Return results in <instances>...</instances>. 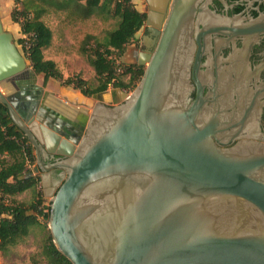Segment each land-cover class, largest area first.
<instances>
[{
  "label": "water",
  "instance_id": "95a60500",
  "mask_svg": "<svg viewBox=\"0 0 264 264\" xmlns=\"http://www.w3.org/2000/svg\"><path fill=\"white\" fill-rule=\"evenodd\" d=\"M147 2L162 31L140 83L93 95L76 121L0 15V103L34 148L53 241L73 264H264V143L219 146L221 124L192 100L197 0H174L165 23L170 0Z\"/></svg>",
  "mask_w": 264,
  "mask_h": 264
},
{
  "label": "trees",
  "instance_id": "16d2710c",
  "mask_svg": "<svg viewBox=\"0 0 264 264\" xmlns=\"http://www.w3.org/2000/svg\"><path fill=\"white\" fill-rule=\"evenodd\" d=\"M16 7L11 15L19 23L24 37L17 40L33 69L66 87L79 90L87 97L104 92L109 87L128 90L136 86L144 69L128 66L120 57L138 32L145 25L146 13L139 10L133 0H13ZM56 10L73 8L83 18L92 16L117 19L116 28L105 38L97 40L93 48L82 47L90 65L96 72L97 83L91 84L80 75L65 78L54 60L45 58L44 49L52 44L53 31L42 19L46 8ZM129 77L125 81L124 77ZM36 155L26 135L16 127L6 105L0 103V252L7 254L11 248L26 239L35 227H48L51 204L43 205L44 195L41 176L32 175L29 162L35 163ZM28 190L34 192V202L28 204L18 196ZM43 219V221H42ZM45 264H73L57 248L49 231L42 247Z\"/></svg>",
  "mask_w": 264,
  "mask_h": 264
},
{
  "label": "flooded vegetation",
  "instance_id": "af4514ba",
  "mask_svg": "<svg viewBox=\"0 0 264 264\" xmlns=\"http://www.w3.org/2000/svg\"><path fill=\"white\" fill-rule=\"evenodd\" d=\"M143 1L141 11L147 19L150 6ZM153 29L145 23L138 32L137 42L126 56L128 66L145 70L143 63L157 49V32L162 31L159 26ZM193 36L195 90L191 96L195 100L201 91L207 115H214L221 124L220 136L229 142L218 145L230 148L241 141L264 143V0H197ZM60 172L51 170L53 181L61 180Z\"/></svg>",
  "mask_w": 264,
  "mask_h": 264
},
{
  "label": "rangeland",
  "instance_id": "374dc122",
  "mask_svg": "<svg viewBox=\"0 0 264 264\" xmlns=\"http://www.w3.org/2000/svg\"><path fill=\"white\" fill-rule=\"evenodd\" d=\"M133 1L139 10L144 9L145 6L143 0ZM9 6L12 8L16 7L13 0H0V15L4 27L6 30L11 31L14 34L15 42L17 43V40L24 37V35H19L12 31V15L7 12ZM73 10L72 7L63 10H53V7H51V11L45 16L46 21L53 29L54 38L52 45L44 49V55L45 58L53 59L57 63L65 78L80 75L87 79L91 84H94L97 83L96 72L90 65L87 56L82 52V47L89 49L93 48L97 40L102 41L109 31L116 28L118 20L105 19L96 16L83 18L78 12H73ZM137 35L139 36L140 33ZM136 42L137 38L134 42L128 45L125 54L120 57L119 61L128 64L126 56ZM17 45L24 53L22 47L18 43ZM124 79L125 81H128L129 77L126 76ZM38 83L44 85L47 90L55 91V94L57 95H60V91L64 90V88L75 90L71 87L62 85L61 82L54 79H50L45 83L43 75H39ZM139 83L140 80L136 83L135 87L126 91L131 93ZM109 89L112 90L115 88L111 86ZM34 164H37V162ZM39 174L40 173H38V175ZM40 189H42L44 195L43 205H50V198L45 196L43 185L40 186ZM18 199L31 204L34 202L33 190L21 194ZM49 231V221L47 228H33L32 233L19 245L11 248L7 254L0 252V264H45V260L42 256V247Z\"/></svg>",
  "mask_w": 264,
  "mask_h": 264
},
{
  "label": "crops",
  "instance_id": "0c3cea01",
  "mask_svg": "<svg viewBox=\"0 0 264 264\" xmlns=\"http://www.w3.org/2000/svg\"><path fill=\"white\" fill-rule=\"evenodd\" d=\"M39 4L45 6V4H43V3H39ZM51 7H53V6H50V5L45 6V8L47 10H46V13L42 17V19L46 22V24L50 28H51V26L46 21L45 16L47 15V13H49L51 11ZM12 10H13V8L11 6H9L7 8V12H9L10 14H11ZM53 10H55L54 7H53ZM11 29H12V31L18 33L19 35L22 34L21 33V26L19 23H16L14 21L11 22ZM51 30L53 31L52 28H51ZM53 38H54V33H53ZM52 42H53V40H52ZM51 60H53V59H51ZM47 91H49V94H50L47 97L48 98L47 101L50 102V104H52L54 106V105H57L55 100L56 99L59 100V105H57L59 107L58 111H60L62 114L67 116L72 121H76L77 118L80 116H85L88 111H91V108L95 103V99H93L92 97L85 96L84 94H82L78 90H69V89L64 88V90L60 91V95L55 94V91H52L49 89ZM121 97H122L121 92L114 90V89L113 90L110 89V93L107 95V98L110 101H114L116 98L119 99Z\"/></svg>",
  "mask_w": 264,
  "mask_h": 264
},
{
  "label": "built area",
  "instance_id": "2783aa9c",
  "mask_svg": "<svg viewBox=\"0 0 264 264\" xmlns=\"http://www.w3.org/2000/svg\"><path fill=\"white\" fill-rule=\"evenodd\" d=\"M37 164H33L29 162V170L32 172V175H38V171H36Z\"/></svg>",
  "mask_w": 264,
  "mask_h": 264
}]
</instances>
